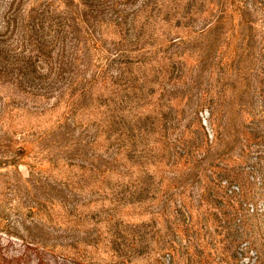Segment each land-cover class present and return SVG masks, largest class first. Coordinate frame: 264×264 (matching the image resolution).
<instances>
[{"label":"rangeland","instance_id":"rangeland-1","mask_svg":"<svg viewBox=\"0 0 264 264\" xmlns=\"http://www.w3.org/2000/svg\"><path fill=\"white\" fill-rule=\"evenodd\" d=\"M0 264H264V0H0Z\"/></svg>","mask_w":264,"mask_h":264}]
</instances>
